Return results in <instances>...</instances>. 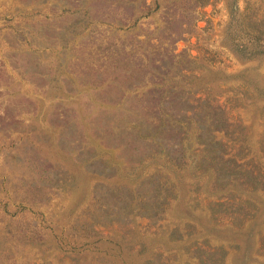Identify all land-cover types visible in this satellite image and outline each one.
Listing matches in <instances>:
<instances>
[{"label": "rangeland", "instance_id": "1", "mask_svg": "<svg viewBox=\"0 0 264 264\" xmlns=\"http://www.w3.org/2000/svg\"><path fill=\"white\" fill-rule=\"evenodd\" d=\"M227 3L0 0V264H264V0Z\"/></svg>", "mask_w": 264, "mask_h": 264}, {"label": "trees", "instance_id": "2", "mask_svg": "<svg viewBox=\"0 0 264 264\" xmlns=\"http://www.w3.org/2000/svg\"><path fill=\"white\" fill-rule=\"evenodd\" d=\"M227 4L229 5V7H232L233 8V6H235V4L236 5H238V0H227ZM254 29L257 31V32H259V33H262V32H264L263 30H261L260 28H259V26L254 22ZM262 34H264V33H262ZM258 36H260V35H258ZM262 38L261 37H256V40L257 41H261V42H259L257 45H258V47H259V44H260V46H263V48H264V39L263 40H261Z\"/></svg>", "mask_w": 264, "mask_h": 264}]
</instances>
